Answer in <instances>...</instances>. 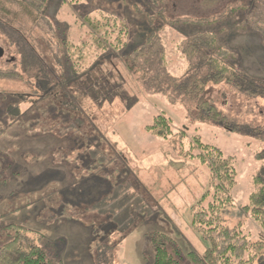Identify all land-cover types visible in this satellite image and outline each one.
Here are the masks:
<instances>
[{
    "label": "rangeland",
    "instance_id": "374dc122",
    "mask_svg": "<svg viewBox=\"0 0 264 264\" xmlns=\"http://www.w3.org/2000/svg\"><path fill=\"white\" fill-rule=\"evenodd\" d=\"M8 1L9 8L19 11L17 2L24 0ZM160 1L49 0L44 19L17 21L13 29L24 32V39L51 60L57 79H62L50 96L23 72L25 40L0 22V46L6 52L0 61V229L22 225L40 233L41 245L58 254L61 264H154L153 232L177 241L182 264H191V251L204 255L208 243L192 228V207L207 192L211 171L190 156L201 152L198 137L235 158L238 185L234 206L223 213L226 225L240 227L253 242L264 238L244 209L255 189L254 177L264 176V95L252 97L221 84L210 85L192 101L170 90L162 75L152 72L146 81L144 72L132 73L126 64V56L163 27L158 9L173 22L208 21L230 12L215 25L190 30L217 33L237 57L238 68L264 88V0ZM243 5L249 10L238 11ZM88 17L124 22L127 47L113 45L117 35L98 38L85 21ZM180 28L166 26L159 36L169 75L184 82L204 71L195 66L198 61L192 68L185 58L187 35L193 31ZM93 36L107 51L94 53L98 47ZM86 44L92 49L82 67L77 54L71 69L65 67L63 51L69 56ZM11 71L27 82L1 75ZM203 101L224 112L230 124L209 117L206 110L201 115ZM159 115L173 123L168 139L146 130ZM67 155L70 165L64 163ZM92 163L98 166L95 172ZM78 165L85 183L92 177L99 180L87 197L76 175L65 180V171L74 175ZM63 181L73 193L70 206L62 203ZM81 220L83 227L72 223ZM257 264H264V258Z\"/></svg>",
    "mask_w": 264,
    "mask_h": 264
},
{
    "label": "trees",
    "instance_id": "16d2710c",
    "mask_svg": "<svg viewBox=\"0 0 264 264\" xmlns=\"http://www.w3.org/2000/svg\"><path fill=\"white\" fill-rule=\"evenodd\" d=\"M159 1L154 0L157 4H159ZM7 2L9 1L0 0V22L5 21V25L12 26L11 33L20 40L24 39V32L22 36L19 29H13L16 28L17 21L30 20L37 23L40 19H44L45 14L43 13L47 10L49 4V0H24L17 2L20 10L13 11L8 7L9 5H6ZM158 10L157 19L163 22V27L157 28L139 48L126 56L127 67L132 73L144 72L142 78L145 79L146 77L147 81L148 75L156 72L163 76L164 81L168 82L170 90L182 94L192 101L201 98L210 85L219 86L221 84L232 85L242 93L252 97L264 95V88L261 87L258 81L248 77L238 68L237 57L220 43L217 33H194V29L190 30L196 25L199 27L215 25L225 20L230 12H227L223 17L208 21L177 20L173 22L164 15L163 8ZM237 10L248 11L249 6L243 5ZM150 20L152 24L154 21L151 18ZM85 21L91 27L93 33L98 34V38H101L103 34L117 35V44L113 45L120 49L127 47L124 36L128 35L129 32L128 26L124 22L120 21L119 23L115 18H111V20L108 19L106 23H103L90 17L86 18ZM180 25L193 31L189 32L191 34L187 33V47L183 51L185 58L191 63L192 68H194L193 62L198 61L195 66L204 71L201 75H198V73L192 75L184 82H180V79L169 75L165 58L166 50L159 36L161 30L166 26L181 30ZM104 27L108 28L105 30ZM238 27L242 28L241 25H238ZM98 38L93 36V42H96L98 47L94 51L96 54L100 53L99 51H107V47ZM25 41H23L24 46L21 49L23 72L35 78L37 86L44 96H50L54 93L55 86H60L59 83L62 82V79H57L55 70L50 66L53 65L50 62L51 60H46L29 42ZM76 49L77 51L73 52L72 55L69 54V56L63 51L62 59H64L65 67L68 66L71 69L69 63L76 54L79 59L77 62H80L79 66L82 67V63L87 60L88 49L92 48L86 44V47L81 46ZM73 67L75 68V63ZM1 75L4 79H17L27 82L23 75L15 71L2 73ZM159 89L162 90V88ZM199 108L201 109V115L203 110H206L209 117L213 116L218 121L226 120L230 124L229 117L212 102L203 101ZM146 130L160 139H168L174 132L172 121L165 115L157 116L152 125L148 126ZM197 143V147L201 152L197 156L190 153V156L197 157L210 168L211 181L207 192L192 207V228L208 243V248L204 255L191 251V264H257L264 258V238L253 242L240 227L232 228L226 225L223 218V213L234 206L233 193L238 185V170L235 158L232 156L226 157L220 148L203 143L200 137L197 138ZM253 184L255 189L244 209L260 225L264 234V176L256 175ZM42 239L40 233L29 230L22 225L1 227L0 264H61L58 254H50L41 245ZM149 239L154 250V264H182L180 261L181 248L171 235L153 232L149 235Z\"/></svg>",
    "mask_w": 264,
    "mask_h": 264
},
{
    "label": "crops",
    "instance_id": "0c3cea01",
    "mask_svg": "<svg viewBox=\"0 0 264 264\" xmlns=\"http://www.w3.org/2000/svg\"><path fill=\"white\" fill-rule=\"evenodd\" d=\"M66 140H68V141H70L68 138H66ZM70 151V150H69ZM68 157H70V156H68L67 155V158H66V160H65V162L64 163H68V165H70V162H69V158ZM74 164V163H73ZM78 169H76L77 167L76 166H74V175H71V172H69V169L67 170V171H65V180H66V178H70L71 176H72V178H75V175L77 176V178L79 179V184L81 185H84V187H85V191H84V194H85V197H87L88 195H89V192L91 193V191H92V189H93V187H94V185H95V183H97L98 184V179H97V181H95V179H96V177H92V178H89V179H91L92 181L91 182H89V183H85L84 182V180L86 179L85 177H84V175H82L81 174V171H80V168H81V166H79L78 165ZM91 168H93L94 169V172L96 171V169H98V166L97 165H95V164H93L92 163V166H91ZM91 168H89V171H90V169ZM66 170V169H65ZM82 170V169H81ZM70 173V174H69ZM89 176H91V174L89 173ZM92 176H94V173H93V175ZM105 182L103 181V184H104ZM62 186H63V189H65L64 190V196H63V198H62V203H64V205L65 204H70V201H71V198H69L70 197V195L72 196L73 195V193H71V191L68 189V183H66L65 181H63L62 182ZM106 186V185H105ZM67 190V191H66ZM101 194V193H100ZM84 197V198H85ZM91 199H93V198H91ZM82 202H84L85 203V201H83V199H82ZM70 206V205H69ZM73 207V206H72ZM78 207V206H77ZM79 208V207H78ZM75 209H77V208H75ZM72 223H78L80 226H84V225H86V224H84V222H83V220H81V221H73ZM107 225V224H106Z\"/></svg>",
    "mask_w": 264,
    "mask_h": 264
},
{
    "label": "water",
    "instance_id": "95a60500",
    "mask_svg": "<svg viewBox=\"0 0 264 264\" xmlns=\"http://www.w3.org/2000/svg\"><path fill=\"white\" fill-rule=\"evenodd\" d=\"M5 49L0 46V61L5 57Z\"/></svg>",
    "mask_w": 264,
    "mask_h": 264
}]
</instances>
